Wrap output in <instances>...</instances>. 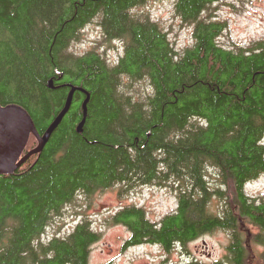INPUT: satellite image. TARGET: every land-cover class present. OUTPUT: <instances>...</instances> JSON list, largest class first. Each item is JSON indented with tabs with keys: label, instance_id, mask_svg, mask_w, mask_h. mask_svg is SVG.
Instances as JSON below:
<instances>
[{
	"label": "trees",
	"instance_id": "16d2710c",
	"mask_svg": "<svg viewBox=\"0 0 264 264\" xmlns=\"http://www.w3.org/2000/svg\"><path fill=\"white\" fill-rule=\"evenodd\" d=\"M148 1L0 0V102L22 105L44 134L77 87L42 151L0 174V264H92L102 233L88 218L69 234L44 236L80 194L114 185L177 195V208L156 222L136 205L112 213L110 223L131 233L125 246L169 250L223 229L228 264H248L246 238L264 246V196L245 192L264 173V38L226 46L218 0H173L193 26V43L178 50L137 10ZM96 18L107 40L123 43L115 61L97 48L73 49ZM142 79L149 93L127 90ZM37 145L31 134L25 152Z\"/></svg>",
	"mask_w": 264,
	"mask_h": 264
},
{
	"label": "rangeland",
	"instance_id": "374dc122",
	"mask_svg": "<svg viewBox=\"0 0 264 264\" xmlns=\"http://www.w3.org/2000/svg\"><path fill=\"white\" fill-rule=\"evenodd\" d=\"M213 8L216 16L228 24L221 37L224 45H248L264 38V0H218ZM137 10L157 21L176 49L182 50L193 43V26L181 21L175 12L173 0H151ZM73 44V49L79 53L97 48L111 61L119 58L123 51L121 41L107 40L104 37L97 18L84 27L81 39ZM127 90L139 92L138 95L147 94L150 92V84L147 79L131 81ZM27 153L24 151L23 155ZM245 192L250 196H264V173L248 182ZM220 203L219 200H214L212 208L219 210L217 207ZM127 205L144 208L147 217L156 222L177 208V195L170 187L155 185L128 190L114 185L89 197L80 194L74 203L64 208L61 215L54 217L46 229L44 239L53 234H69L78 222L88 218L92 227L102 233L101 239L92 246L90 252L92 264H220L225 259L231 234L223 229H216L186 246L176 245L169 250L148 242L125 246V241L131 235L130 231L122 224H111L109 219L112 213ZM244 226L252 234L258 231L249 223ZM247 234L244 232L245 236ZM251 239L252 237L246 238V249L249 257L256 255L258 259H252L248 264H264V246Z\"/></svg>",
	"mask_w": 264,
	"mask_h": 264
},
{
	"label": "water",
	"instance_id": "95a60500",
	"mask_svg": "<svg viewBox=\"0 0 264 264\" xmlns=\"http://www.w3.org/2000/svg\"><path fill=\"white\" fill-rule=\"evenodd\" d=\"M50 86L53 87L52 82ZM76 89L77 87H72L63 110L44 134L38 131L32 116L22 105L0 102V174L16 171L33 154L42 151L54 130L69 111ZM87 100L88 98L84 101V118L78 125L80 131L87 116ZM31 134L37 138L38 145L23 155Z\"/></svg>",
	"mask_w": 264,
	"mask_h": 264
},
{
	"label": "flooded vegetation",
	"instance_id": "af4514ba",
	"mask_svg": "<svg viewBox=\"0 0 264 264\" xmlns=\"http://www.w3.org/2000/svg\"><path fill=\"white\" fill-rule=\"evenodd\" d=\"M239 234H242V235H244V232H240ZM201 237H198L197 239H195V241L196 240H199ZM194 241V240H193ZM232 241H231V236H230V242H229V246L227 247V253H226V257H225V259L223 260V264H228V258H227V256L229 255V252H230V246H231V243ZM234 249V248H233ZM248 258H249V261H248V263L249 262H251V260L252 259H254V261H256L257 259H258V257L256 256V255H254L253 257H249L248 256ZM218 263V262H217ZM216 263V264H217ZM220 264H222L221 262H220Z\"/></svg>",
	"mask_w": 264,
	"mask_h": 264
}]
</instances>
